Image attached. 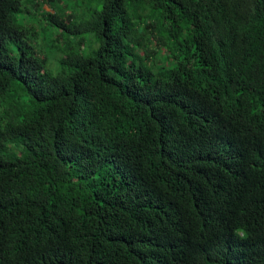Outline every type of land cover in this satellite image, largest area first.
I'll use <instances>...</instances> for the list:
<instances>
[{
    "label": "trees",
    "instance_id": "1",
    "mask_svg": "<svg viewBox=\"0 0 264 264\" xmlns=\"http://www.w3.org/2000/svg\"><path fill=\"white\" fill-rule=\"evenodd\" d=\"M72 1L0 0V264H264V0Z\"/></svg>",
    "mask_w": 264,
    "mask_h": 264
},
{
    "label": "rangeland",
    "instance_id": "2",
    "mask_svg": "<svg viewBox=\"0 0 264 264\" xmlns=\"http://www.w3.org/2000/svg\"><path fill=\"white\" fill-rule=\"evenodd\" d=\"M78 1V0H77ZM66 2H68V4H69V7H70V9H72L73 8V1L72 0H66ZM45 9H47V10H50V7L49 6H45ZM42 49V44H41V42H38L37 43V49ZM51 65L52 66H54L55 65V61L54 60H52V63H51Z\"/></svg>",
    "mask_w": 264,
    "mask_h": 264
},
{
    "label": "clouds",
    "instance_id": "3",
    "mask_svg": "<svg viewBox=\"0 0 264 264\" xmlns=\"http://www.w3.org/2000/svg\"><path fill=\"white\" fill-rule=\"evenodd\" d=\"M236 234L238 236H241L242 238L246 235V233L244 232V230L242 228L236 229Z\"/></svg>",
    "mask_w": 264,
    "mask_h": 264
}]
</instances>
